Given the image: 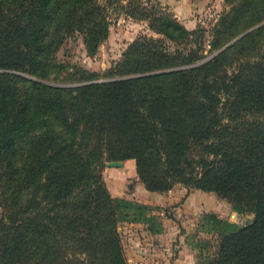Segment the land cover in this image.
<instances>
[{"label": "trees", "instance_id": "16d2710c", "mask_svg": "<svg viewBox=\"0 0 264 264\" xmlns=\"http://www.w3.org/2000/svg\"><path fill=\"white\" fill-rule=\"evenodd\" d=\"M225 1L235 14L224 17L229 29L241 24L232 36L264 21V0ZM167 17L153 26L168 38L197 33ZM109 26L100 0H0V264H129L119 199L101 168L131 159L150 192L183 183L254 214L252 223L228 227L209 264H264V57L232 101L243 71L223 87L213 79L218 59L146 41L120 64L136 77L70 88L38 81L59 64L55 55L72 34L93 54Z\"/></svg>", "mask_w": 264, "mask_h": 264}, {"label": "rangeland", "instance_id": "374dc122", "mask_svg": "<svg viewBox=\"0 0 264 264\" xmlns=\"http://www.w3.org/2000/svg\"><path fill=\"white\" fill-rule=\"evenodd\" d=\"M100 4L106 7L109 13L110 26L107 39L103 40L95 53L90 54L87 52L82 35L72 34L55 55L59 64L55 63L51 67V75L46 79H39V82L70 88L82 84L106 83L136 77L141 74H123L125 68H121L120 64L125 60L128 50L135 42L146 41L148 45L163 46L166 53L175 54L176 51L187 52L194 49L201 51L205 60L218 59L219 62L213 69V79L223 87L228 79L243 71L241 78L236 79L234 84L230 97L232 101L236 93L254 80L259 69L258 65L264 57V31L244 41L251 33L264 27V21L232 36L240 29L241 24L229 29L230 20L224 21V17L229 15L232 19L235 18V14H229L231 7L225 0H213L210 5L190 10L189 13H182L181 7L171 6L163 0H100ZM167 16L177 20L189 31H197V33L192 38L181 36L176 41L159 33L153 26L158 25L153 21ZM213 44L220 46L214 49ZM185 68L187 66L160 70L155 73ZM23 76L36 79L31 75ZM72 103V101L69 103L68 108ZM79 105L82 106L83 103ZM69 109L76 115L80 114L77 108L70 107ZM260 116L264 117V114ZM87 144L89 145V139H84L82 145ZM92 153L94 154L93 159L100 157L97 151ZM112 162H123L125 165L124 167H111L108 164ZM103 163L101 174L104 182L110 194L119 199L117 230L126 257L129 238L133 234L131 232L139 231L142 235L140 229L145 227L149 234H155L154 231H159L158 227L163 226V221L166 219L176 223L184 235L198 239V242H195L198 252L206 258L201 263L209 264L215 258L222 234L230 232L228 227L231 225L232 228L239 229L254 219V214L250 211L236 210L228 198L215 192L205 191H203L205 194H202L205 197L201 198L202 203L197 206V210L193 213L182 212V214L179 210L183 209L186 200L202 190L188 188L183 183H177L167 192H150L138 177L136 160L104 161ZM4 214L5 197L3 183L0 179V217ZM182 222H193L191 230L183 227Z\"/></svg>", "mask_w": 264, "mask_h": 264}, {"label": "crops", "instance_id": "0c3cea01", "mask_svg": "<svg viewBox=\"0 0 264 264\" xmlns=\"http://www.w3.org/2000/svg\"><path fill=\"white\" fill-rule=\"evenodd\" d=\"M163 1H167L171 6L181 7L182 13H189L190 10L210 5L213 0ZM202 194H205V192L199 191L197 195H191L179 212L193 213L196 211L197 206L202 203L201 198L204 196ZM179 220H181L180 216ZM188 223L184 222L182 226L190 231L193 222ZM138 228H141L140 225ZM158 229L159 231H154L155 234H149L148 229L145 227L140 229L142 230V235L137 230L136 233L131 232L133 234L129 238V249L127 252L129 264H204L201 262H204L206 258H203L198 252L197 243H195L198 242L197 238L184 235L180 232L181 229L176 223L166 219L163 221V226H159Z\"/></svg>", "mask_w": 264, "mask_h": 264}, {"label": "water", "instance_id": "95a60500", "mask_svg": "<svg viewBox=\"0 0 264 264\" xmlns=\"http://www.w3.org/2000/svg\"><path fill=\"white\" fill-rule=\"evenodd\" d=\"M111 167H124V163L123 162H112L108 164Z\"/></svg>", "mask_w": 264, "mask_h": 264}]
</instances>
